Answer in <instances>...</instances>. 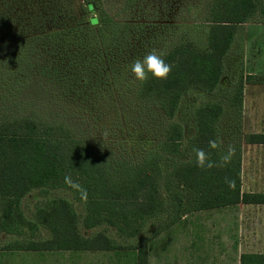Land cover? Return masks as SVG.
I'll use <instances>...</instances> for the list:
<instances>
[{"label":"trees","instance_id":"16d2710c","mask_svg":"<svg viewBox=\"0 0 264 264\" xmlns=\"http://www.w3.org/2000/svg\"><path fill=\"white\" fill-rule=\"evenodd\" d=\"M99 7V0L76 3L74 17L78 23L66 30L81 38L79 44L85 52L96 54L76 85L83 84L86 76L89 83H112L115 72L121 64L126 65V56L132 52L106 47L103 33L116 27L117 22L107 17L101 20ZM82 15L88 16V21H82ZM258 17L264 19V0H213L204 23L205 42L186 38L161 54L171 66L168 77L156 79L149 74L145 81H139L138 97L157 103L169 123L156 148L148 150L135 164L107 159L65 122L34 113L0 114V238L10 237L1 249L130 250L136 253L134 264H149L150 241L183 216L239 203L264 204V193L242 192L241 145L225 146L221 140L224 100H209L195 107V132L188 140L187 159L177 158L184 151L186 131L175 120L188 93L217 91L239 29ZM3 20L0 27L8 19ZM84 30L89 32L87 37L82 35ZM53 31L46 29L45 33ZM254 77L240 74L227 94L229 106L242 110L245 84ZM246 142L264 143V133L249 134ZM211 143L216 146L211 147ZM229 148L232 152L225 162L222 157ZM196 149L206 153L212 168L197 167ZM53 189L72 192L74 200L83 204L84 213H78L66 197L48 198ZM82 189L87 190L86 199H81ZM35 190L46 200L39 202L29 217L24 198ZM151 220L155 228L150 237L140 242H121L138 237ZM101 226L104 229L94 230ZM42 228L50 237H42ZM110 228L117 237L108 233ZM83 229L91 232L86 234ZM240 264H264V253H242Z\"/></svg>","mask_w":264,"mask_h":264},{"label":"rangeland","instance_id":"374dc122","mask_svg":"<svg viewBox=\"0 0 264 264\" xmlns=\"http://www.w3.org/2000/svg\"><path fill=\"white\" fill-rule=\"evenodd\" d=\"M212 1L99 0L97 14L101 20L107 17L117 22L116 27L103 33L106 47L127 48L132 52L126 56V65L121 64L115 72L112 83L109 80L89 83L86 76L83 84L76 85L79 76L96 59L95 52L83 50L80 37L66 32L78 23L74 8L84 0H0V23L3 18L8 19L0 27L3 32L0 40L5 39L0 42V114L34 113L65 122L107 159L139 162L148 150L156 148L169 120L157 103L138 97L139 80L134 78L130 65L149 51L166 53L186 38L204 43L207 30L204 23ZM82 16V21H88V16ZM8 27L12 30H7ZM46 29L54 31L48 34ZM87 32L84 30L82 35L87 37ZM65 35L69 37L64 39ZM119 58L122 60L123 56ZM225 65L215 93L193 90L182 99L175 120L184 125L186 141L177 158H188V140L195 132V107L218 99L227 106L221 126L225 146L243 142L247 155L264 152V146H248L243 138L248 133L264 132L263 18H255L239 29ZM241 73L255 78L245 84L246 105L238 113L229 107L226 97ZM59 196L72 201L78 213H84L83 204L76 202L69 190L53 189L48 198ZM45 200L37 190L25 197L28 216L32 217L36 205ZM154 228L151 220L138 237L121 242H140L150 237ZM102 229L103 226L94 230ZM108 233L117 237L112 228ZM42 237H50L44 228ZM9 238L8 235L0 238V264H134L135 261L130 250L4 251L1 247ZM149 246V264H240L244 251L264 252V209L236 206L193 212L153 238Z\"/></svg>","mask_w":264,"mask_h":264},{"label":"crops","instance_id":"0c3cea01","mask_svg":"<svg viewBox=\"0 0 264 264\" xmlns=\"http://www.w3.org/2000/svg\"><path fill=\"white\" fill-rule=\"evenodd\" d=\"M252 82H254V81H252ZM245 95H246V89H244V99H243L242 110L239 111V110H235L231 106H229V107L231 109L235 110L238 113H241L242 111H244L245 105H246ZM225 110H226V112H225V115H226L227 106H225ZM223 118H222V121H223ZM222 121H221V126H222ZM221 132H222V130H221ZM253 133H264V132H253ZM253 133H248L247 135H245L243 137L245 139L244 142H246V137L249 134H253ZM221 135H222V133H221ZM221 140H223L222 136H221ZM246 144L248 146H264V143H249V142H246ZM240 145H241V149H242V169H241V171H242V176H241L242 192L264 193V152H256V153H253L251 155H247V153L245 151V146H243V142L240 143ZM247 178H248V180H247ZM236 206H244L246 209H247V207L248 208H250V207H256L257 208L258 207L260 209H264V204H250V203H239V204H236V205L225 206V207H231L232 208V207H236ZM220 208H222V207H220ZM216 209H218V208H216ZM211 210H214V209H211ZM203 211H206V210H203ZM196 212H199V211H196ZM187 215H185V216H187ZM185 216H183L182 218H184ZM149 248H150V246H149ZM34 252L48 253L50 251H34ZM51 252H60V251L57 250V251H51ZM65 252H73V253L74 252L75 253L90 252V253H96V252H109V251H65ZM246 252H250V251H244V253H246ZM253 252H255V251H253ZM260 253H264V252H260ZM134 254H135V258H136V253L134 252ZM134 263H135V261H134Z\"/></svg>","mask_w":264,"mask_h":264},{"label":"clouds","instance_id":"9594fccd","mask_svg":"<svg viewBox=\"0 0 264 264\" xmlns=\"http://www.w3.org/2000/svg\"><path fill=\"white\" fill-rule=\"evenodd\" d=\"M130 71L136 80L145 81L149 74L156 79H166L171 71V66L165 62L163 56L155 50L149 51L142 58L134 60L130 65ZM215 147L214 143L210 144ZM232 149H228V154L222 157L223 161H228ZM196 165L201 169L212 168L213 162L207 158L206 153L202 149H196ZM81 199L87 198V190L82 189L80 192Z\"/></svg>","mask_w":264,"mask_h":264}]
</instances>
